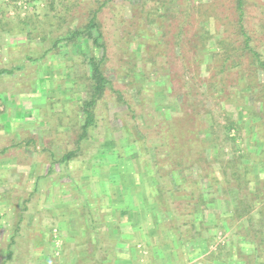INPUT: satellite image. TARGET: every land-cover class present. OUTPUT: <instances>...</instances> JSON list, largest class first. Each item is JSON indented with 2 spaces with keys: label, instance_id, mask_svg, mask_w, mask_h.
Wrapping results in <instances>:
<instances>
[{
  "label": "rangeland",
  "instance_id": "1",
  "mask_svg": "<svg viewBox=\"0 0 264 264\" xmlns=\"http://www.w3.org/2000/svg\"><path fill=\"white\" fill-rule=\"evenodd\" d=\"M187 5L198 8L186 18ZM207 6L214 9L207 17L209 19L202 22V29L198 27L201 23L198 19ZM98 8V22L106 45L103 70L110 85L98 102L96 127L90 129L87 138L77 145L83 120L80 99L86 97L90 85L88 67L80 51L71 45L62 42L54 48L53 44L59 36L83 28L90 12ZM0 15V68H15L13 73L0 76V132L9 119L19 121L23 117L24 120L23 125L21 123L13 130L20 136L16 137L11 131V135L0 137V150L10 145V149L0 154V187H4L5 181H10L9 184L17 181L26 183L27 188H43L46 192L41 191L39 199H35V208L41 210L48 209L51 199L56 203L58 213L59 203L67 201L68 216L76 213L75 206H81L78 213L82 215L76 219L75 216L68 218L70 222H115L118 208L123 203L112 206L101 201L103 195L106 200L111 196L108 190L111 173L131 176L138 182L144 176L140 183L151 189L154 182L149 170L154 171L152 160L156 158L164 165L160 164L163 167L161 183L164 189L171 190L169 174L174 166L170 165L169 156L160 153L162 150L168 153L180 145L182 150L173 155L177 162L180 152L189 149L181 145L193 142L192 154L200 165L193 173L198 184L177 192L178 197H167L169 209L174 210L175 216L164 215L158 234L148 238L152 250L141 260H145V264H159L158 248L154 247L158 242L162 243L161 236L171 244L174 230L183 239L191 234L185 223L189 224L195 217L191 213L196 199H184L183 196L195 193L197 197L206 193L213 202L204 210V227H211L210 235L217 234V237L210 246L200 237L184 242L186 249H197L190 264H214L216 261L223 264L225 260L227 264H264V251H260L264 247L260 243L264 240V107L247 101L248 94L244 100V65L247 61L244 63V59L233 55L222 72V61L219 62L218 57L229 50L214 42L218 38H235L231 26L236 18L232 0H0ZM260 20V10L253 6L249 11V25L254 28ZM201 29H207L209 36L214 38L212 47H207L206 42L201 44ZM234 61L242 64L235 66ZM262 88L255 89L257 93H253V98L262 92ZM31 106L38 108L33 110V116L28 111ZM223 109L227 116L233 115L240 127L239 132L231 133L236 137L235 141L224 140ZM32 120L34 128L40 132L30 131ZM38 124L42 127H37ZM213 124L214 140L209 136L203 138L200 130ZM256 127L258 135L255 134ZM162 143L166 145L161 146ZM202 146L209 155L206 157L210 166L203 163ZM77 148L73 159L59 162L62 156ZM24 149L29 151V157L48 160L39 172L42 176L44 172L48 175L50 162L56 160L49 178L40 179L34 170L25 169L24 172V164L17 165L14 160H9L14 156L17 158ZM239 154L242 155L239 165L244 166L240 170L244 172L242 188L236 186L229 169L226 178L219 171L221 160L226 162ZM49 181L55 183V189L50 192ZM118 184L121 190L133 182L120 181ZM104 185L106 191L100 195ZM27 196L36 198L32 194H15L14 203ZM97 196L101 198L94 214L86 215L85 201ZM239 200H243L244 205H239L236 210L235 204ZM4 215L0 208V264H70L63 232L68 230L61 229L52 220L53 215V218L45 215V226L40 229L49 241L47 247H40L43 259L32 254L34 237H25L31 233L28 229H22L21 238L17 237L16 244L10 248L14 222L8 225ZM171 224L182 225V235L176 228L170 230ZM199 229L203 230L197 228V232ZM9 250L12 251L10 259ZM212 250L218 258L211 255ZM256 255H259L257 260ZM237 256L242 259L239 263L234 262Z\"/></svg>",
  "mask_w": 264,
  "mask_h": 264
},
{
  "label": "trees",
  "instance_id": "2",
  "mask_svg": "<svg viewBox=\"0 0 264 264\" xmlns=\"http://www.w3.org/2000/svg\"><path fill=\"white\" fill-rule=\"evenodd\" d=\"M9 2V1H8ZM105 2L104 4H106ZM233 4V10L235 12L236 18L232 20L231 26L233 28V31H235V38H230L229 39H223V38H218L214 42L216 45H219L220 47H227L226 54H223V56H219V62L222 61V66L220 67V70L223 72L226 68V62L229 61L233 55H237L240 59H244V63L247 61V63L244 65V100L246 99V94H248L247 101L254 102V104L261 105V107H264V0H258V2L250 3V0H232ZM15 5V4H14ZM253 6H257L258 9L260 10V15H261V20L260 22L253 27L249 25V11ZM186 10L184 11L185 17L189 16V14L197 10L198 6L194 5H187ZM192 7V8H190ZM212 7L207 6V9L205 10L204 13L199 15V19L201 21L200 24H198V27H202V22L207 21L209 18H207L210 14L213 13ZM100 11V8H98L96 11L90 12L89 18L87 20L86 25L81 28V29H73L66 33L65 35L59 36L54 44L53 47H57L58 44L62 42H66L67 44L71 45L73 48H75L77 51H80V54L82 57L85 59V63L87 65L88 69V75H89V80H90V85L88 86V93L86 97L80 99V112L82 113L83 120L82 124L80 127L81 133L78 136V141L77 145H80L83 140H85L88 136L89 130L93 129L97 125V116H96V108L98 105V102L103 98L107 88L109 87L110 83L109 80L106 77V74L103 70V64L106 61V45L103 40V34L101 31L100 23L98 22V12ZM2 16L0 15V24ZM201 29V31H202ZM207 30V29H206ZM202 31L200 38H201V44L205 45L203 42H206L207 47L211 45V41L214 40L212 36H209L210 33L208 31ZM232 31V32H233ZM231 32V33H232ZM262 35V36H259ZM188 41V40H187ZM198 46V45H196ZM219 55V54H217ZM194 60L197 62V56L194 57ZM235 66H240L242 62H235ZM15 71V68L7 69V68H0V76L4 74H11ZM257 87H263L260 89L258 96L256 98H253V93H257L255 89ZM223 92V90H222ZM217 97V93L215 95ZM264 109V108H263ZM222 111L224 114V120H223V125H225V139L224 140H236V137L231 136L232 132H239L240 127L237 125V122L235 118H233V115L227 116L226 110L223 109ZM246 111V108H245ZM244 111V112H245ZM211 116L213 117V112H209ZM264 114V112H263ZM168 116H170V113H168ZM215 124L208 126L202 131L200 130V135L203 134L204 137H211L212 141L214 140L215 137ZM255 134L258 135V128H255ZM233 137V138H232ZM175 138V137H173ZM217 138V137H216ZM176 140V138H175ZM193 142H189L188 144H183L181 146H187L189 149H186V151H181L180 156L178 157L177 162L173 158V155L176 153L178 150H182L180 145L175 147L174 149H170L168 153L162 152L160 153L162 156L167 155L169 156L170 160V165L174 166L172 170H170V180L172 182L173 188L171 190H166L164 189L165 186L161 183V180L163 179V175H160L161 169L164 167L160 166V164L153 159V164H154V171H150V175L152 177V181L154 182L153 187L150 189V194H151V206H152V221L154 222L153 225V233L151 235H154L156 231L158 230L159 225L162 223L160 222L161 219L164 217V215H168L170 217L175 216L174 210L169 209V205L167 204V197L172 198V197H178L176 194L177 192H181V190H187L194 188L193 185L198 184V179L195 180L193 177L194 170H198L200 168V165L198 163V159H194V156L192 154L193 150ZM17 144H14L15 146ZM166 145L165 143H162L161 146ZM8 150V147L3 148L0 150V154L5 153ZM79 148L72 150L62 156L59 162L66 163L73 159L77 155V151ZM205 153L204 159L205 160L203 163L206 165H211L210 160L206 157L209 156L208 153L203 149L202 146V152ZM197 151H195V154ZM207 153V154H206ZM111 156L113 155V152L109 153ZM108 154V155H109ZM165 157V156H164ZM241 157L242 155L239 154V156H235L232 160H227L226 162L224 160H221L220 162V168L219 171L222 173L223 177L226 178L227 176V170L229 169L232 172V179L236 183V186L238 188H242L241 185H244V172L240 171L243 169L239 165L241 163ZM220 160V159H219ZM56 160H53L50 162V170L53 168V165L55 164ZM230 164L228 166L225 165ZM118 165V164H117ZM120 165V164H119ZM52 171V170H51ZM49 171V172H51ZM48 172V173H49ZM243 176V177H242ZM119 182H126L129 184L134 185L135 182V188L137 189V194L136 197L139 200L143 198V194L140 192L143 189V185L140 183L142 180H144V176L141 181H136L134 178L130 176H121L119 173ZM192 182H189V180ZM135 180V181H134ZM138 182V183H137ZM117 183V182H115ZM131 186V185H130ZM241 186V187H240ZM139 188V189H138ZM146 188V187H145ZM121 194L120 196L125 198L126 197V192L125 189H121ZM193 192V191H192ZM131 197L133 196L131 193L129 194ZM254 195V194H253ZM255 196V195H254ZM127 198V197H126ZM184 199L187 198H193L196 199V202H193V213L192 216L194 215V218H191V221L189 224H186V227L188 225L189 233L186 236H184V239L181 238V236L178 235L177 231L172 232V238H171V249H180L184 245V241L191 240V241H196L200 237L202 241H204L208 246L214 244L216 241L217 234L210 235L212 231L211 227H204V220H203V214L204 210L210 203L213 202V199H208L206 196V193H202L200 196L195 197V193H192L190 196H183ZM143 200V199H142ZM147 200V201H150ZM144 201V200H143ZM195 201V200H194ZM236 205V210L239 208V205L242 206L244 205L243 200H239ZM144 207V206H143ZM89 210H92L91 208L88 207ZM144 211V208H143ZM80 212V211H79ZM131 212L130 217H133L135 215L134 219L140 218L136 214H133V210L128 207V209L125 210V215L127 213ZM94 214V212H90L89 216ZM143 216V214H142ZM174 221V220H173ZM175 222H177L175 220ZM226 224V223H225ZM170 230H173V228H176V230L179 231V233L182 235L181 229L182 225H176L174 226L171 224ZM203 228V230L199 229L197 232V228ZM20 228L21 224L20 222L14 223V226L11 230H13V236L11 237V242H9L10 248H12L16 244V239L20 235ZM196 230V231H195ZM194 231L197 233L194 234ZM171 232V231H169ZM166 233V232H163ZM177 235V236H176ZM174 236H176L174 238ZM187 236H191L190 239L186 238ZM179 237V238H178ZM54 242V241H53ZM66 242L64 241V244ZM178 243V245L176 244ZM261 245L264 244V240H260ZM81 243L78 244L80 246ZM169 247V245L165 246H160L159 249H157L156 253L158 255V258L168 260L167 257V250H162V247ZM11 251V250H9ZM58 250H55V252ZM259 251V249H258ZM260 251H264V247L260 248ZM60 254H62V250L60 251ZM96 249L91 252L87 257L85 258H79L77 260L78 264H104L105 260H101L97 258V255L95 254ZM9 256L12 254V251L9 252ZM192 253V252H190ZM12 257V255L9 257V259ZM238 257V256H237ZM250 259V257H248ZM256 260L259 258V255H256ZM241 258L238 257V260ZM251 259H254L252 256ZM112 260V259H111ZM192 260V258H191ZM237 262L239 263V261ZM251 261V260H250ZM259 262V261H257ZM246 264H250V262H246ZM257 264V263H256Z\"/></svg>",
  "mask_w": 264,
  "mask_h": 264
},
{
  "label": "crops",
  "instance_id": "3",
  "mask_svg": "<svg viewBox=\"0 0 264 264\" xmlns=\"http://www.w3.org/2000/svg\"><path fill=\"white\" fill-rule=\"evenodd\" d=\"M30 104H33L31 102ZM13 105V104H12ZM33 107V108H32ZM30 114L32 115L33 110L37 111L38 108L36 109L34 106H31L28 108ZM15 114V113H14ZM18 115H22L18 114ZM37 116V115H36ZM13 116H11L12 118ZM22 117V116H21ZM12 121L14 122V127L12 125ZM6 122V121H5ZM24 123L23 117L16 120H8L6 122V127L2 128V134H0V137H4L5 135L9 136L13 133V135L16 134V137L20 136L19 134L15 133L16 131H13L14 128L17 129L19 128L17 125H20ZM34 120H32V124L30 127V131L34 133L40 132L37 131L34 128ZM3 126V125H2ZM39 128L42 127V125L38 124ZM12 133L10 134V132ZM46 130H43L42 132H45ZM9 133V134H7ZM40 134V133H39ZM21 140V137L19 138ZM22 141V140H21ZM21 141H19V146L21 145ZM6 147L9 148L8 145H5ZM5 147V148H6ZM26 147V146H25ZM10 149V148H9ZM26 154V155H25ZM27 155H30L29 151L27 149H24L21 151V154L16 158L15 156L13 158H9V160H14L15 164H24V172L25 169L28 170H34V172H40L41 167L43 163H47V159H44L43 161H39L38 159H35L34 157H29ZM11 160V161H12ZM29 163V165H28ZM34 164V167L32 168V165ZM9 166H7L8 168ZM48 168V167H47ZM10 171L11 169L8 168ZM50 170L47 171V173ZM51 174V172H49ZM46 175L44 172V175L42 176L39 173V178H49L51 175ZM111 173L110 179H111V185H109V191L111 196H109V200H106V195L102 196L101 201L103 200V203H107V205L110 203L112 206L114 204L118 203H123V206H119L117 216L115 219V222H70V219L68 218H74L81 216V213H78V210H81V206H75L74 211L76 212L74 215H70L69 211L67 210V201L66 202H60L59 206L60 209L58 210L59 213L56 210V207L54 206L53 199H51V202L48 204V209L47 210H41L39 207L35 208V203L39 199L40 192L43 191V188H35L34 186L32 188H27L26 183H19V182H9L5 181L4 182V187H0V208H2L3 212L5 213L4 217H6V221L8 222H20L21 228L19 232V236L21 238L22 235V229H28L30 230L29 235L25 234V237H34L33 241V253L36 254V258L43 259V253L41 252L40 247H47L49 245V241L46 240L42 234L40 229H42L45 226V223L43 221V218L49 216L50 218H53V221H56L55 223L61 227V229L65 230V228L69 231H63L64 232V241L68 244L67 246V256L69 259L70 264H78L77 260L79 258H85L87 257L91 252H93L96 249L95 254L97 255L98 259L105 260L104 264H145V260H141L143 256L147 255L151 251V245L149 244L150 241H148V238L151 236H154L155 234H158V230L154 235H151L153 233V225L154 222L152 221V206H151V194H150V189L143 187V189L140 192L143 194V200H139L136 197L137 194V189L133 185L126 186L125 192H126V197L123 198L120 196L121 191H120V184L119 182V174ZM8 176H12L9 174ZM2 178V177H1ZM19 181V179H18ZM117 182V183H115ZM51 183V187L48 188V192H50L52 189H55V183L52 181H49V184ZM102 183V182H101ZM105 185L103 186V189L101 188L100 195L104 191H106V188H104ZM120 187V188H119ZM26 188V189H25ZM3 189V190H2ZM2 190V191H1ZM46 192V191H45ZM132 194L133 196L131 197L129 194ZM15 194H25V195H35L36 198H28L24 197L22 200H18L15 202V199L13 198V195ZM116 194V195H115ZM3 195V196H2ZM101 198V197H100ZM99 196L97 197H90L87 198L85 201L86 206H83L84 208V213L89 216L90 212H94V208L97 206V202H99L100 199ZM36 199V201H35ZM105 199V201H104ZM150 200V201H147ZM35 201V202H34ZM22 202V204H21ZM34 203V204H33ZM109 204V205H110ZM63 205V206H62ZM79 205V204H78ZM103 205V204H102ZM39 206V205H38ZM90 207L92 210H89L88 207ZM104 206V205H103ZM144 206V207H143ZM51 207H54L53 210H51ZM131 208L133 210V214H136L140 218L134 219L135 215L133 217H130L131 212L127 213L126 215L125 210ZM149 207V208H148ZM144 208V211H143ZM148 208V209H147ZM113 210L116 211L115 208ZM52 212V213H51ZM16 213V214H15ZM15 214V215H14ZM43 214V215H42ZM143 214V216H142ZM53 215V217H52ZM95 219V218H93ZM101 219H104L105 221L108 219H105L102 217ZM72 220V219H71ZM74 221V220H72ZM100 221V220H98ZM7 227L9 228V226ZM34 226L37 227L35 230ZM159 229V228H158ZM66 236V238H65ZM177 236V235H176ZM174 236V238L176 237ZM32 237V238H33ZM172 238V237H170ZM161 242H158L157 247H154L155 249H159L160 246H165L169 245V247H162V250H167V255L165 257L168 258V260H164L160 258L159 264H190L192 263L193 258L191 256L195 255L196 250L195 249H190V248H185L183 245L180 249H171V244L170 240H168L165 236L164 238L161 236ZM39 242V243H38ZM186 242V241H184ZM81 243L80 246L78 244ZM72 244L70 247L69 245ZM178 245V243H176ZM156 245V244H155ZM174 247V245L172 246ZM153 248V247H152ZM40 249V250H39ZM44 250V249H43ZM192 252V253H190ZM214 255V251H210ZM158 257V255H157ZM215 258H218L217 256L214 255ZM192 258V260H191ZM200 258H203L200 256ZM199 258V259H200ZM231 260H233L232 257H230ZM235 258V257H234ZM112 259V260H111ZM144 259V258H143ZM216 260V259H215ZM238 260V258H237ZM237 260H234V262L238 263ZM239 262L242 261V259L238 260ZM214 264H219L217 261L213 262ZM223 264H227V260L223 261ZM243 264V263H242Z\"/></svg>",
  "mask_w": 264,
  "mask_h": 264
}]
</instances>
